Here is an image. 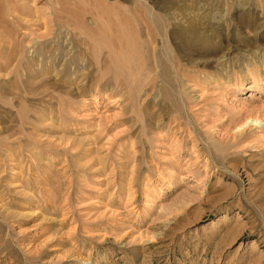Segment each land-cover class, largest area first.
Masks as SVG:
<instances>
[{
    "label": "rangeland",
    "instance_id": "374dc122",
    "mask_svg": "<svg viewBox=\"0 0 264 264\" xmlns=\"http://www.w3.org/2000/svg\"><path fill=\"white\" fill-rule=\"evenodd\" d=\"M0 264H264V0H0Z\"/></svg>",
    "mask_w": 264,
    "mask_h": 264
},
{
    "label": "bare ground",
    "instance_id": "6f19581e",
    "mask_svg": "<svg viewBox=\"0 0 264 264\" xmlns=\"http://www.w3.org/2000/svg\"><path fill=\"white\" fill-rule=\"evenodd\" d=\"M99 7L100 8H96V10H97L96 13L94 12L96 19H94V17H92L93 18L92 20H94L93 23L95 25H97L99 20H100V23H102V24L104 23L105 25H107V29L110 30V32H112L114 34V36L112 38H116V39H112V41H111L114 44L116 43V41H119V39H120L119 37H121L122 33L129 32V31L131 32V31H133V29H134V31H136L135 29L137 28V26H140V25L145 27L147 32L144 30L145 28L144 29L141 28L142 26L139 27L140 30L142 29L143 31L146 32L145 35L147 34V36L145 37L146 39L143 42V45L141 44V47L144 48L143 49L144 50L143 60L149 61V60L154 59L153 60L154 63L158 64L159 55L156 53V51H154L155 46H156V45H154V43L159 38L158 33H160V32H158V31H160V28H161V31H163L162 28L164 26L160 27L159 24L164 23L165 22L164 20H166L168 18L169 13L168 12L166 13V10L162 11L159 14L158 13L153 14L151 12L149 14H147V13L140 14L139 13V14H136L135 17L133 16L134 19L132 20L129 16L126 18V16L122 15L123 12L121 13V11H120V9L122 8V5L120 3L112 4L110 2L107 3L105 1L102 5L99 4ZM109 8L114 9L115 15L111 16V17L109 16L108 18L103 17L102 12L105 11L106 9L110 10ZM77 23H78L77 25H79V32L81 34H83L85 37H87L89 35V32L94 31L93 29L95 28V26L92 29V26L89 23H83V21H79ZM154 26H155V28H154ZM139 28L137 29V31L139 30ZM165 28L166 27H164V30H165ZM170 29L172 32L169 36L171 37V35H173V37H175V39H177L176 45L174 46V53L177 52L178 49L180 51L190 50V48H192V46L194 44V41H197V39L200 38V36H199L200 34L198 35V33H199L198 32V24L196 23L195 20H192V19H189V21H187L186 24L176 23L175 21L174 22L172 21ZM194 38H196V40ZM157 41L159 42V39ZM90 44H91V42H90ZM90 44L88 43V46ZM175 50H177V51H175ZM182 53H184V52L182 51ZM175 55H178V53ZM166 56H168V54ZM171 57L172 56H170V59L175 58V57H173V58H171ZM167 58H169V56ZM177 58H178V56L176 57V59ZM159 60H160V58H159ZM168 62H169V59H168ZM170 62H171V60H170ZM177 64H178V60L175 61V63L173 64L174 65L173 67L171 66L172 64L170 66L176 70L177 69L176 67L178 66ZM179 71H180V69L178 68L177 71H175V72L179 73ZM165 74L168 75L170 73L165 71Z\"/></svg>",
    "mask_w": 264,
    "mask_h": 264
}]
</instances>
